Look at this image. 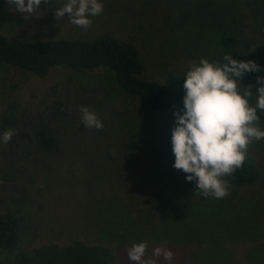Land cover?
<instances>
[{"label": "trees", "instance_id": "obj_1", "mask_svg": "<svg viewBox=\"0 0 264 264\" xmlns=\"http://www.w3.org/2000/svg\"><path fill=\"white\" fill-rule=\"evenodd\" d=\"M117 3L124 8L123 12L126 9L135 17L130 36L108 29L51 36L7 35L0 29V69L11 68L19 74L17 77L43 80L59 69L84 72L104 68L110 72L113 86L141 110H182L183 74L190 66L148 71V51L170 59L174 54H162L160 41L171 40L176 31L184 34L194 28V36L201 35L206 40V52L214 53L209 61H222L224 55L230 54L236 60H252L260 65L259 72H247L239 78L243 86L252 85V93L257 91L256 77L264 76V0ZM126 19L132 23L129 16ZM27 21L26 16L18 15L12 26L19 28ZM194 48L198 50L197 46ZM17 77L6 73L7 92L0 99V134L8 129L16 133L8 143H0V253L4 254L0 264L118 263L111 235L102 233L101 227V233L89 230L86 236H80L76 230V222L84 211L87 218H96L102 226V215L106 218L110 203L114 206L117 197L112 200L113 195L105 194L101 185L91 184L83 188V196H74L67 182L64 188L51 182L62 167L68 172L77 169L78 162L90 159L98 163L100 172L113 170L120 174L121 181L133 182L126 179L127 172L135 173L136 179L141 175L151 196H158L155 200L160 203L163 196L167 198L166 209L173 211V215L177 209H187L194 231L188 246H192V254L198 258L197 264H264V231L258 238L250 236L243 240L245 249L241 257L235 243L217 237L218 229L226 224L233 231L244 228L253 232L259 226L264 230V221L258 223L251 218L264 209V163L258 157L247 150L243 166L224 177L236 190L238 200L230 199L224 204L213 201L211 196L201 194L194 180H186V174L172 166L174 155L166 145L147 142L141 135L136 142H106L105 125L95 129L94 136L90 135L79 109L66 97V81L27 90L25 81ZM151 173L161 179L155 182ZM158 185L164 190L162 196L153 192ZM134 189H142L139 181ZM58 198L74 199V208L69 209L71 206L64 202L56 206ZM47 205L56 212L51 214ZM60 216L66 222L64 225ZM92 220L83 218L81 224ZM46 225L52 228L53 237L44 235ZM65 226L66 233L71 230V235L59 237L61 229L53 228Z\"/></svg>", "mask_w": 264, "mask_h": 264}, {"label": "rangeland", "instance_id": "obj_2", "mask_svg": "<svg viewBox=\"0 0 264 264\" xmlns=\"http://www.w3.org/2000/svg\"><path fill=\"white\" fill-rule=\"evenodd\" d=\"M129 1L131 0H125V4ZM66 2L67 0H42L40 6L33 12V16H28L20 11H10L9 7L0 0V29L7 35L27 33L33 36L69 33L90 34L98 29L118 31L124 37L133 34L135 17L128 13L126 9V12H123L124 8L120 7L121 5L117 3V0H99L103 4V11L97 16L89 17L92 20V24L88 29L72 24L67 14L64 17H55L54 11L62 7ZM18 15L26 16L28 21L19 28H15L12 26V21ZM128 16L132 23L126 19ZM120 17L124 19H120ZM193 29L184 34L176 31L173 33L171 40L165 38V40L160 41L161 47H163V50H161L163 51L162 54H166L167 51L174 54L170 59H166L156 51L149 50L148 53L151 58H149L147 64L148 71H161L164 68L183 67L185 65L190 66L191 64L188 63L191 62L190 58L193 59L192 62H199L201 58H213L214 53L212 51L208 49L209 51L206 52L208 48H206V40L201 35L194 36L197 29ZM203 35H206V33ZM195 46H197L198 50L194 48ZM179 51L184 53L185 56H182ZM206 53L209 54L206 55ZM187 56L189 59H187ZM6 73H13L16 77L19 75L11 68L0 69V99L7 92V86L4 81ZM17 79L25 81L27 90L46 86L53 81H66V97L78 109L80 106H86L90 111L95 112L102 124L106 126L104 128L106 134L105 137L103 136L106 142L117 140H122V143L136 142L141 139V137H138L141 135L147 142H157V144L171 148V128L174 125L173 110L175 108L161 113H148L141 110L135 101L123 95L113 86L111 74L104 68L84 72L59 69L53 71L43 80L31 76H18ZM257 114L260 120L264 121V113L257 109ZM146 126H149V128H146ZM261 126L264 127V125ZM89 132L90 135L94 136L96 130L95 128H89ZM100 141L104 142L102 139ZM117 144L120 143L117 142ZM247 150L264 163V140H254L248 145ZM90 160L86 163L78 162L77 169L72 168L68 172L63 167L60 172L54 171L56 175L51 181L57 188H64L63 185L67 182L74 196L76 194L83 196V188L91 184V187L101 185L105 194L113 195L112 200L117 197L116 204L113 206L111 202L110 210L105 213L107 219L102 215V226L97 223L96 218L93 220L87 218V212L84 211L83 215L80 214L81 220H78L80 223L76 222V226H78L76 230L80 236H86L89 230H92L93 234L99 233L101 227L102 233L111 235L113 242L111 245L114 246L117 252V264H136V262L128 259L127 250L133 243L141 241L148 246L145 258L151 257L153 249L157 246L172 251L173 259L171 261H165L162 257H153L157 260V264H197L196 259L198 258H195V255L192 254V246H188L192 240L193 228L190 225L191 220L187 209L181 211L177 209L173 215V211L166 209L167 204H169L166 203L168 201L167 198L163 196V202L160 203L158 199L155 200L158 196L153 193L152 195L154 196H151V190L147 188L141 175H138L136 179L134 177L135 173L127 172L125 175L126 179L129 177L133 182L129 180L121 181L120 174L113 172V170L100 172L98 163L92 161V159ZM151 175L155 182L161 179L160 177L157 178L155 173H151ZM136 181H139L142 185V189L139 191L134 189ZM77 190L82 191L79 193ZM227 191L228 194L225 197L217 199L220 203L223 201L224 204L225 201L230 199H239L236 190L232 189L229 184ZM153 192L161 193L160 196L164 194V190H162L160 185ZM211 198L213 201L216 200V198ZM61 202L70 205L71 208L69 209L74 208V199L58 198L56 206ZM47 207L51 214L56 212L49 205ZM222 216L227 220L225 213ZM60 217L64 225L66 222L62 216ZM83 218L87 221H92L91 223L81 224ZM251 218L258 223L263 222L264 209L252 214ZM53 229H61L60 234H58L59 237L65 238L71 235V230L66 233L67 226ZM263 231L261 226H259L257 231L253 232L244 228L233 231L232 227L226 224L218 229L217 237L226 241V243H235V250L239 247L237 254L241 257L245 249L243 240L250 236L258 238ZM43 233L45 236L53 237L52 228L49 225L44 227ZM208 238L206 237V239ZM3 256L4 254L0 253V258H3Z\"/></svg>", "mask_w": 264, "mask_h": 264}, {"label": "clouds", "instance_id": "obj_3", "mask_svg": "<svg viewBox=\"0 0 264 264\" xmlns=\"http://www.w3.org/2000/svg\"><path fill=\"white\" fill-rule=\"evenodd\" d=\"M42 0H5L10 11H20L28 16ZM103 11L99 0H67L54 11L56 18L66 14L70 22L88 29L92 20ZM261 66L252 60H236L230 54L222 61L201 58L191 62L183 74L182 110H173L174 125L171 128L172 166L182 170L188 181H195L197 189L205 197L216 199L228 194L224 179L243 166L248 145L254 140H264V121L257 109L264 113V76H257V91L252 85L240 83L247 72H259ZM254 98V102H253ZM81 121L87 128L103 127L95 112L80 106ZM16 133L12 129L0 134V143H8ZM147 244L133 243L127 250L128 259L136 264H157L155 258L173 259L167 248L155 247L151 257H146Z\"/></svg>", "mask_w": 264, "mask_h": 264}]
</instances>
